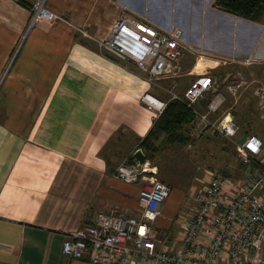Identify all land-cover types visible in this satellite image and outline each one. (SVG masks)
<instances>
[{
  "label": "crops",
  "instance_id": "crops-1",
  "mask_svg": "<svg viewBox=\"0 0 264 264\" xmlns=\"http://www.w3.org/2000/svg\"><path fill=\"white\" fill-rule=\"evenodd\" d=\"M22 1L0 0V264H91L65 257L64 237L99 212L137 215L145 183H123L114 171L160 115L142 97L167 102L132 64L107 57L100 42L127 11L161 29L177 26L193 50L264 62V14L253 22L216 9L215 0H172L166 19L163 10L150 11L149 0H46L56 18L32 24V0ZM183 5L200 15L198 33L178 23L176 6ZM183 132L187 145L194 135L218 136L188 125ZM171 207L162 206L160 231L177 216Z\"/></svg>",
  "mask_w": 264,
  "mask_h": 264
},
{
  "label": "built area",
  "instance_id": "built-area-1",
  "mask_svg": "<svg viewBox=\"0 0 264 264\" xmlns=\"http://www.w3.org/2000/svg\"><path fill=\"white\" fill-rule=\"evenodd\" d=\"M29 10L32 24L38 19L51 22L56 18L46 7V0H32ZM148 23L122 14L99 47L132 64L151 83L174 77L183 51L192 47L185 44L179 30ZM245 61L257 62L253 56ZM254 93L264 120V85H256ZM207 95L200 108L199 102ZM147 98L145 94L142 101L161 113L165 102L152 105ZM169 99L191 108V131L208 130L230 140L239 131L230 113L220 114L225 97L209 72L199 73L183 95L173 94ZM235 151L245 166L243 175L232 180L220 171H207L205 186L195 193L191 206L178 214L179 230L171 239L156 236L154 226L170 188L155 178L146 162L119 164L114 171L116 179L126 184L145 183L137 194V215L97 213L92 224L65 235L62 254L91 264H264V141L255 135L246 136L235 143Z\"/></svg>",
  "mask_w": 264,
  "mask_h": 264
},
{
  "label": "rangeland",
  "instance_id": "rangeland-1",
  "mask_svg": "<svg viewBox=\"0 0 264 264\" xmlns=\"http://www.w3.org/2000/svg\"><path fill=\"white\" fill-rule=\"evenodd\" d=\"M191 3H195V0H192ZM149 7L151 12L157 10L162 12L163 10L162 13L167 19L173 11V1L149 0ZM191 7L194 6L191 5ZM176 8L178 23L186 27L189 32L194 30L198 33L202 22H199L196 17H200V15H194L188 11L190 8L185 5L182 6V9L180 6H176ZM122 14L131 18L135 17V15H129L127 11ZM138 21L148 22L146 19H139ZM170 28L179 30L183 37V30L174 25L168 29ZM101 50L107 56L113 57L103 49ZM201 55L203 58H200ZM245 58L217 56L186 46L178 63V68L175 69L176 75L153 80L150 83L152 90L158 93L163 101H166L173 94L183 95L199 73L209 72L218 86V91L225 97V103L220 113H231L230 115L233 116L239 126L237 135L231 140L221 136L203 135V137H198L194 135L195 137L190 140L188 145L173 144L167 146V143L162 142L165 149H163V153L155 156V160L150 166H155L157 169L155 178L165 183L171 190L170 196L164 200L162 206L171 205L172 218L177 216L168 223L166 231H160L156 226L157 222L155 223L156 236L159 238L171 239L179 230L178 214L183 211V208L191 206L195 193L205 186L207 171H220L232 180H238L243 175L245 166L236 156L235 143L249 135H263L262 138L264 139L261 105L254 93L256 85H264V62L255 58L257 62L247 64ZM140 73L147 77L146 74ZM207 97L209 95L205 96L202 101L205 102ZM145 162L147 163V161ZM172 210L169 209V212ZM122 212L133 216L136 210L135 212L123 210Z\"/></svg>",
  "mask_w": 264,
  "mask_h": 264
},
{
  "label": "trees",
  "instance_id": "trees-1",
  "mask_svg": "<svg viewBox=\"0 0 264 264\" xmlns=\"http://www.w3.org/2000/svg\"><path fill=\"white\" fill-rule=\"evenodd\" d=\"M17 1L25 5L22 0ZM214 7L224 13L253 22H258L264 14V0H215ZM193 117L191 108L178 100L168 99L146 136L139 142L138 146L145 156V161L154 162L159 150L157 143L161 137H164L165 143L186 144L189 138L185 136L183 129ZM133 161L131 156L128 163Z\"/></svg>",
  "mask_w": 264,
  "mask_h": 264
},
{
  "label": "water",
  "instance_id": "water-1",
  "mask_svg": "<svg viewBox=\"0 0 264 264\" xmlns=\"http://www.w3.org/2000/svg\"><path fill=\"white\" fill-rule=\"evenodd\" d=\"M133 159L136 160L139 164H143L145 162V156L142 153L141 150H136L135 153L133 154Z\"/></svg>",
  "mask_w": 264,
  "mask_h": 264
},
{
  "label": "bare ground",
  "instance_id": "bare-ground-1",
  "mask_svg": "<svg viewBox=\"0 0 264 264\" xmlns=\"http://www.w3.org/2000/svg\"><path fill=\"white\" fill-rule=\"evenodd\" d=\"M147 100L153 105V104H157L158 100H156L155 98H153L152 96L148 95Z\"/></svg>",
  "mask_w": 264,
  "mask_h": 264
}]
</instances>
